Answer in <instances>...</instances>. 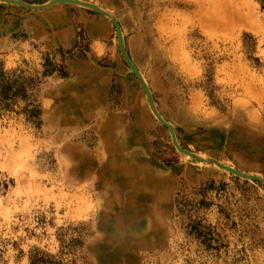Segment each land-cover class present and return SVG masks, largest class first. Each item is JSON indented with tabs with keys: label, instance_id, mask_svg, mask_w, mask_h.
Instances as JSON below:
<instances>
[{
	"label": "rangeland",
	"instance_id": "1",
	"mask_svg": "<svg viewBox=\"0 0 264 264\" xmlns=\"http://www.w3.org/2000/svg\"><path fill=\"white\" fill-rule=\"evenodd\" d=\"M86 1L183 147L264 177V0ZM118 42L0 2V264H264V183L179 152Z\"/></svg>",
	"mask_w": 264,
	"mask_h": 264
},
{
	"label": "water",
	"instance_id": "2",
	"mask_svg": "<svg viewBox=\"0 0 264 264\" xmlns=\"http://www.w3.org/2000/svg\"><path fill=\"white\" fill-rule=\"evenodd\" d=\"M8 2H13V3H16V4H19L23 7H26V8H30V9H35V10H39V9H44V8H47L49 6H52L54 4H57V3H70V4H76V5H80V6H84V7H88V8H92L102 14H105V15H109L108 13H106L105 11H103V9H101L99 6H96V5H89L87 3H84L80 0H53L52 2H50L49 4L47 5H44V6H31V5H28V4H25L24 2H20V1H16V0H6ZM114 24L116 26V29H117V32H118V37H119V42H120V48H121V52L125 55L126 57V61L127 63L129 64V66H131L136 74V76L139 78V80L142 82V75L137 67V65L132 61V58L131 56L125 51V39H124V36H123V30H122V27H121V24L119 23V21L117 20H114ZM144 89H145V92L149 98V100L151 101V105L153 106V109L154 111L157 112V117L158 119L163 123V125H165L171 132L172 134V138H173V142L176 146V148L186 154V155H190L191 157H194L198 160H201V161H207L206 159H203L201 157H199L198 155H196L195 153L185 149L179 142L178 138H177V134H176V131H175V128L170 124L168 123L162 116L161 114L156 110L155 108V103H154V98H153V94L151 92V89L149 88L148 85L142 83ZM218 164L220 166H223L224 165H221V163L218 162ZM227 170L231 171L232 173L242 177V178H245V179H250V180H257V181H261L264 183V177H260V176H254V175H251V174H248L246 172H243L241 170H238V169H234L232 167H226Z\"/></svg>",
	"mask_w": 264,
	"mask_h": 264
},
{
	"label": "bare ground",
	"instance_id": "3",
	"mask_svg": "<svg viewBox=\"0 0 264 264\" xmlns=\"http://www.w3.org/2000/svg\"><path fill=\"white\" fill-rule=\"evenodd\" d=\"M16 1H20V2H24L25 4H28V5H31V6H44V5H47V4H49L50 2H52L53 0H50V1H48V2H46V3H43V4H30V3H28V2H25V1H22V0H16ZM80 1H82V2H84V3H87V4H89V5H96V6H99L101 9H103V11H105L106 13H108L109 15H105V14H103V15H105L106 17H108L111 21H112V23L114 24V20H117V21H119L112 13H110L109 11H107L106 9H104L103 7H101L100 5H98V4H96V3H92V2H89V1H86V0H80ZM0 2H6V3H8V4H14V5H18V6H21V5H19V4H16V3H13V2H8V1H6V0H0ZM57 4H61V3H57ZM57 4H54V5H57ZM68 4H70V3H68ZM54 5H52V6H54ZM74 5H76V4H74ZM78 6H80V5H78ZM21 7H23V6H21ZM49 7H51V6H49ZM84 7V6H83ZM24 8H26V7H24ZM48 8V7H47ZM86 8H88V7H86ZM30 9V8H29ZM45 9V8H44ZM90 9H92V8H90ZM33 10H35V9H33ZM41 10V9H40ZM94 10V9H93ZM96 11V10H95ZM98 12V11H97ZM100 13V12H99ZM102 14V13H101ZM120 23V22H119ZM114 26H115V24H114ZM116 27V26H115ZM122 27V26H121ZM117 34H118V32H117ZM124 36V35H123ZM118 41H119V37H118ZM119 43V50H120V52H121V48H120V42H118ZM124 45H125V51L128 53V51H127V48H126V44L124 43ZM122 53V52H121ZM129 54V53H128ZM130 55V54H129ZM122 56H124V58L126 59V57H125V55L122 53ZM132 58V57H131ZM132 61L136 64V62L133 60V58H132ZM129 65V64H128ZM137 65V64H136ZM131 69H132V71H133V73L135 74V72H134V70H133V68L131 67V66H129ZM137 67H138V65H137ZM138 69H139V71H140V73H141V75H142V82L139 80V78L136 76V74H135V76L137 77V79L139 80V82H140V84H141V86L143 87V85H142V83H144V84H146V85H148V83H147V81L145 80V77L143 76V73L141 72V70H140V68L138 67ZM149 86V85H148ZM150 88V87H149ZM143 89H144V87H143ZM151 89V88H150ZM144 91H145V89H144ZM152 92V91H151ZM145 94H146V92H145ZM153 94V93H152ZM146 97H147V100L149 101V105H150V108L152 109V111H153V113L155 114V116L157 117V112L156 111H154V109H153V106L151 105V101L149 100V98H148V96H147V94H146ZM154 98V97H153ZM154 105H155V108H156V110L161 114V112L159 111V109H158V107H157V105H156V102H155V100H154ZM161 116L165 119V117L161 114ZM157 119H158V117H157ZM159 120V119H158ZM166 120V119H165ZM160 121V120H159ZM167 121V120H166ZM161 122V121H160ZM168 123H170L169 121H167ZM162 123V122H161ZM163 124V123H162ZM171 124V123H170ZM172 126H173V124H171ZM165 126V125H164ZM166 127V126H165ZM174 127V126H173ZM167 128V127H166ZM168 129V128H167ZM169 130V129H168ZM169 132H170V130H169ZM171 133V132H170ZM171 137H172V134H171ZM178 138V137H177ZM172 141H173V138H172ZM174 143V142H173ZM181 144V143H180ZM175 145V144H174ZM185 148V147H184ZM186 149V148H185ZM187 150H189V149H187ZM179 151V150H178ZM189 151H191V150H189ZM180 152V151H179ZM191 152H193V151H191ZM182 153V152H181ZM193 153H195V152H193ZM182 154H184V153H182ZM196 155H198L199 157H201V158H203V159H206L207 161H202V162H204V163H209V164H215L216 166H218L219 168H221V169H223V170H226V171H228V172H231V171H229V170H227V168H225V166L226 167H232V168H234V169H237V168H235V167H233V166H230V165H228V164H226V163H224V162H222V161H220V160H218V159H215V158H210V157H206V156H202V155H200V154H198V153H195ZM186 155V154H185ZM187 156H189V157H191L190 155H187ZM192 158H194V157H192ZM201 161V160H200ZM218 162L219 163H221V165H224V167L223 166H220L219 164H218ZM239 170V169H238ZM232 173V172H231ZM247 173V172H246ZM234 174V173H233ZM248 174H251V175H254V176H260V177H262L261 175H256V174H252V173H248ZM130 208H131V206H130ZM129 208V209H130ZM133 210L137 213V214H140V213H144L145 211V209L140 205V204H138V203H134L133 204ZM130 211V210H129ZM131 213H133V212H131ZM130 213V214H131ZM145 216L146 215H142V217H138V220H136V222H135V227H137V228H140L141 227V229L142 230H144L146 233H145V235L146 234H148V232H147V229L149 228V224H147V223H149L148 222V219L147 218H145ZM144 224H145V226H144ZM127 241V240H126ZM133 245V244H132ZM129 248V247H128Z\"/></svg>",
	"mask_w": 264,
	"mask_h": 264
},
{
	"label": "trees",
	"instance_id": "4",
	"mask_svg": "<svg viewBox=\"0 0 264 264\" xmlns=\"http://www.w3.org/2000/svg\"><path fill=\"white\" fill-rule=\"evenodd\" d=\"M19 97L28 98L24 81L20 83V81L10 82L4 78L0 80V109L11 108ZM33 112L34 110L31 113Z\"/></svg>",
	"mask_w": 264,
	"mask_h": 264
}]
</instances>
